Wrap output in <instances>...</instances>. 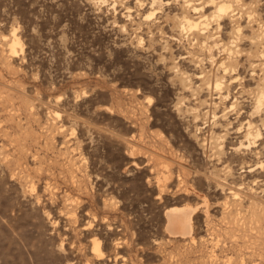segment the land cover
Returning a JSON list of instances; mask_svg holds the SVG:
<instances>
[{"label":"rangeland","instance_id":"obj_1","mask_svg":"<svg viewBox=\"0 0 264 264\" xmlns=\"http://www.w3.org/2000/svg\"><path fill=\"white\" fill-rule=\"evenodd\" d=\"M162 1L0 0V264H264V0Z\"/></svg>","mask_w":264,"mask_h":264},{"label":"bare ground","instance_id":"obj_2","mask_svg":"<svg viewBox=\"0 0 264 264\" xmlns=\"http://www.w3.org/2000/svg\"><path fill=\"white\" fill-rule=\"evenodd\" d=\"M161 2H163V1L162 0H152V10L146 15V19L151 18L155 14V7H157L155 5L157 3H160V5H161ZM187 3H188L187 6L189 8H192L194 11L201 12L203 9V6L198 7L196 5H193L188 0H187ZM212 3L215 4V8H216L214 13L212 14L213 18H216V21L217 20L219 21L224 15H226L231 10V7H232V0H222L220 2H216L213 0ZM201 16H202L201 18L204 17L205 19L197 21V20H194L192 18H189V16L184 17L183 22H182L183 23L182 27L183 28L196 29L197 30V36H200L201 34L205 35V31H203V30L205 28L207 29L206 26H208L207 22H209V17H205V14L201 15ZM11 41H12V44H11L12 50L17 51L16 46L18 45L19 41H18V38L16 37L15 34H14ZM15 54H16V52H15ZM232 63L227 64L226 62H223L221 64V66L224 68L225 72H227L228 66H232V67L234 66L235 67V64L234 63L232 64ZM223 82H224L223 80L218 79L216 81V84H215V88L218 89L220 92H222V90L224 88ZM229 95H230V92H229V88H228L227 95L224 96L223 98L227 99L229 97ZM221 97H222V95H221ZM263 99H264V94H262L261 96H258L257 108L261 107L263 105ZM251 117H255V113L251 114ZM214 118L215 119L217 118L216 113H214ZM246 124H247V127H245L242 124V126L240 128H238L237 130H238V133H244L245 132L243 137L245 138V141L247 143H245V141H241V143L235 147V151H241L242 149H249V148L253 147L257 138H259L262 135L261 130L258 129L257 126H255V124L252 122V119L250 121L248 120ZM229 125H231V124L229 123ZM243 128H245V131H242ZM223 137L224 136H218L217 139H220ZM219 144H221V143H218V146H220V148H221V145H219ZM166 214H167L166 217H168V229H169L170 233H172V235L173 234L174 235L180 234V235L185 236V235L191 234V232H192V219H193L192 214L193 213L191 212V210L189 208H172V209H169L166 212ZM94 250L96 251V253L98 255L101 254L99 242L95 243Z\"/></svg>","mask_w":264,"mask_h":264}]
</instances>
